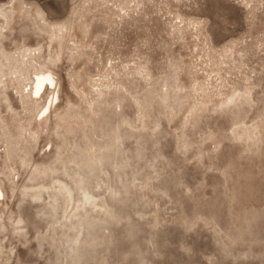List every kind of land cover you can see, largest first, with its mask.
I'll return each instance as SVG.
<instances>
[{
	"label": "rangeland",
	"instance_id": "rangeland-1",
	"mask_svg": "<svg viewBox=\"0 0 264 264\" xmlns=\"http://www.w3.org/2000/svg\"><path fill=\"white\" fill-rule=\"evenodd\" d=\"M0 264H264V0H0Z\"/></svg>",
	"mask_w": 264,
	"mask_h": 264
},
{
	"label": "bare ground",
	"instance_id": "bare-ground-1",
	"mask_svg": "<svg viewBox=\"0 0 264 264\" xmlns=\"http://www.w3.org/2000/svg\"><path fill=\"white\" fill-rule=\"evenodd\" d=\"M55 82H56L55 77L50 73L46 75L42 74L40 76H37L35 86H34V93L36 95H39L44 89L46 84L54 85ZM52 103H53V99L51 100L50 105H48V107H50Z\"/></svg>",
	"mask_w": 264,
	"mask_h": 264
}]
</instances>
